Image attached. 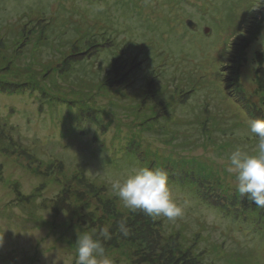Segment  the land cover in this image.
I'll use <instances>...</instances> for the list:
<instances>
[{"label": "rangeland", "instance_id": "374dc122", "mask_svg": "<svg viewBox=\"0 0 264 264\" xmlns=\"http://www.w3.org/2000/svg\"><path fill=\"white\" fill-rule=\"evenodd\" d=\"M262 15L264 0H0V83L20 87L0 92V264H76V239L95 233L83 221L108 203L134 214L109 177L145 166L186 177H168L183 215L154 217L178 249L264 264V207L227 171L237 148L258 154L248 112L264 108V21L250 35ZM128 251L109 256L129 264Z\"/></svg>", "mask_w": 264, "mask_h": 264}, {"label": "clouds", "instance_id": "9594fccd", "mask_svg": "<svg viewBox=\"0 0 264 264\" xmlns=\"http://www.w3.org/2000/svg\"><path fill=\"white\" fill-rule=\"evenodd\" d=\"M248 124L250 133L258 138V154L249 155L237 148L228 157L227 171L234 175L236 190L241 197L264 207V120H249ZM109 182L113 195L132 211L168 220H175L184 213V206L174 198L168 175L163 170L139 167L123 178L113 175L109 177ZM120 229L125 236L128 234L123 224ZM101 236L104 240L110 238L107 228L100 236L87 231L79 235L76 239V264H114L106 254ZM2 245L3 239L0 240Z\"/></svg>", "mask_w": 264, "mask_h": 264}, {"label": "trees", "instance_id": "16d2710c", "mask_svg": "<svg viewBox=\"0 0 264 264\" xmlns=\"http://www.w3.org/2000/svg\"><path fill=\"white\" fill-rule=\"evenodd\" d=\"M260 20L261 21H259L260 23L258 24L259 29L257 25L256 32L250 35L251 39L253 38V40L256 39L257 35L259 34L262 23L264 21V15L261 16ZM116 59L120 60L121 58L117 57L114 60ZM120 62L122 63L121 66H126L130 62H133L135 65H138V66L140 64L138 62L136 63L135 59L130 61L129 59H126V58L122 59V61ZM125 75L128 78L127 72H125ZM4 84L6 83H0V92L1 91L2 92L3 91L16 92L18 89H20V87L18 88L17 86L9 84V83H8V87H4ZM192 91H193L192 89L191 91L189 90L187 94H189ZM157 92L159 91L155 90L146 96L148 98L150 97L153 100L157 96L158 94ZM185 93H181L177 97L175 96V93H174V98H173L174 105H176L175 101L176 102H178V100L182 101V99L185 98L183 97ZM260 104H264V98H261ZM252 109H253L252 111L248 112L252 120H257V119L264 120V108H262L261 110L260 107L254 108L253 106ZM29 157L30 156H28V158ZM177 165L182 166L183 164L177 163ZM165 172L167 173L168 177L171 180H174L175 182L178 180L183 181V178L186 179L184 175H182L179 178V175H180L179 173H173L169 171H165ZM196 180L198 183L199 181H202V182L206 181L204 177H199L198 179L196 178ZM94 190L95 189H93L90 185L87 184V187H86L87 195H91L94 198L97 192ZM71 191L72 189L69 184H67V186L64 185L61 189V194H60L61 196H64V197H62V199L60 200H64L65 197L66 199H70L69 194H71ZM75 194L77 195L76 197H77L78 202L82 203V206H83L86 203L85 196H81L76 192ZM204 199L206 198L204 197ZM204 199L203 201H206ZM30 200H31L30 197H28V200H26L28 205H30L31 203ZM108 204L109 206L106 209L107 211H104V213L97 220V222H95V220H92L91 218L90 219L87 218L86 221H83V223H86V222L89 223L90 224L89 227L93 228L95 233L98 232L99 236H100V233L105 228H107L110 238L107 240H104L102 237L101 239L102 242L104 243L107 255H111L113 250L117 248L118 249L121 248V250L123 249L128 250V248H130L132 252L130 253V251H128L127 253L129 264H171L172 261L181 260L183 257L185 258L184 261H186L185 262L186 264H200V262L198 261L196 262L188 257L189 256L188 254H190L189 252H191L189 249L187 248L183 249L184 251L182 249H178V246L180 247V244L178 242L179 239L177 236L171 235L169 238L165 237V235L163 234V231H161L160 227H158L157 225L158 222L154 220V217L150 216L151 219H148L147 218L148 215L144 214L143 212L134 211V214L130 213L129 218L123 221L120 215L121 212L117 211L118 208L117 210L115 208H112V207H116L115 204L113 203L112 207L110 206V203ZM121 224H123L125 228L128 230V234L126 236L123 234V232L120 229ZM187 260L189 261L187 262Z\"/></svg>", "mask_w": 264, "mask_h": 264}, {"label": "water", "instance_id": "95a60500", "mask_svg": "<svg viewBox=\"0 0 264 264\" xmlns=\"http://www.w3.org/2000/svg\"><path fill=\"white\" fill-rule=\"evenodd\" d=\"M187 25H188V27H191V28H193V27H194V25H193V24H191L190 22H187Z\"/></svg>", "mask_w": 264, "mask_h": 264}, {"label": "bare ground", "instance_id": "6f19581e", "mask_svg": "<svg viewBox=\"0 0 264 264\" xmlns=\"http://www.w3.org/2000/svg\"><path fill=\"white\" fill-rule=\"evenodd\" d=\"M263 41V39H261Z\"/></svg>", "mask_w": 264, "mask_h": 264}]
</instances>
